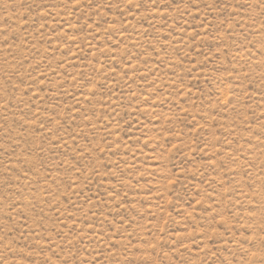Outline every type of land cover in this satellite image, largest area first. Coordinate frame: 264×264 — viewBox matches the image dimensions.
Returning <instances> with one entry per match:
<instances>
[{
    "label": "rangeland",
    "instance_id": "374dc122",
    "mask_svg": "<svg viewBox=\"0 0 264 264\" xmlns=\"http://www.w3.org/2000/svg\"><path fill=\"white\" fill-rule=\"evenodd\" d=\"M0 264H264V0H0Z\"/></svg>",
    "mask_w": 264,
    "mask_h": 264
}]
</instances>
